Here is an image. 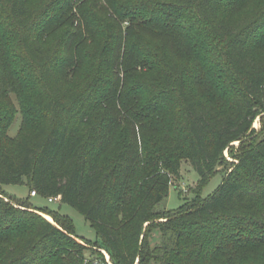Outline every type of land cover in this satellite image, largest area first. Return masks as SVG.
<instances>
[{"label":"trees","instance_id":"trees-1","mask_svg":"<svg viewBox=\"0 0 264 264\" xmlns=\"http://www.w3.org/2000/svg\"><path fill=\"white\" fill-rule=\"evenodd\" d=\"M228 1L0 0V264H94L89 250L106 264H264V115L246 136L264 112V7L231 16ZM165 37L196 54L194 78ZM183 161L199 174L196 194L160 208ZM219 170L223 183L203 198ZM5 184L61 196L100 241L79 242L68 216Z\"/></svg>","mask_w":264,"mask_h":264},{"label":"rangeland","instance_id":"rangeland-1","mask_svg":"<svg viewBox=\"0 0 264 264\" xmlns=\"http://www.w3.org/2000/svg\"><path fill=\"white\" fill-rule=\"evenodd\" d=\"M235 6L243 8L242 11L237 12V13H241L245 11H250L255 8L264 7V0H229L228 3L224 6L227 11V14L231 16L236 15L237 13L230 9L231 7H235ZM76 11H77V8H74V12ZM74 24L76 26L78 24V20L75 21ZM63 29L64 28L59 29L54 34L53 39L58 40L63 33L62 31ZM200 34H201L200 32H197L195 29H193V30H190L189 37L190 39H192L193 36H197L198 39L201 40L200 37L202 36ZM165 38L166 40H163V44H165L166 48L171 51H174L173 47H175V49H178L176 51L181 53L180 55L177 52L178 53L177 56L183 59H186L188 63H190V68H191L190 73H191L192 78H194V75H197V71L200 67V64H199L200 60L198 61V59L196 58V54L192 53L190 49L187 48L186 45L182 46V45H179L178 42L175 43L174 41H172L171 38H168V37H165ZM96 42H97V39L88 42L84 46V49L86 47L95 46ZM210 60H211L210 65L216 68V65H213L214 60L212 58H210ZM91 61L92 59L85 60V63L87 65L81 68L80 72L78 73V79H81V77L84 75V72L86 70L85 67L88 66L91 63ZM33 74H34V69L29 67L27 69L26 75L30 76ZM111 75L104 73L103 74L104 79L100 85L101 86H105V85L111 86V82L109 83L110 81L109 77ZM22 77L24 78L23 75ZM38 88L39 87L35 83L29 86V89H31V91H34V92H36ZM10 99H11L10 102L12 103L15 109V113L12 118L11 124L7 128V134L10 137H15L17 136L21 128L22 114H21V107L17 100L16 94L12 93L10 96ZM8 112L9 113H7L6 115L9 117L11 115L10 109L8 110ZM262 115H264V112L256 118L252 129L246 135L247 137L254 136L255 131L253 130H256L257 132L261 131L262 125H263ZM241 144L242 143L240 141H236L231 145V147H228L226 149L225 155H226L227 161L225 163L226 166L221 168L222 170L230 171L232 169L233 163H235L237 160L236 155L240 152ZM222 170H219L218 172L213 174L211 178L209 179V181L202 186L200 190V194L203 198H207L208 196H210L223 183L226 173ZM198 183H199V174L197 173V171L193 168L192 164L189 161H183L181 165V173L177 176H173L169 194L167 198L159 204V207L166 208L169 210L178 209L180 206H182L185 203L187 199H192L195 196L196 194L195 189H197ZM2 189L11 197H14L19 200H29L28 204L31 203L32 206L36 208L47 209L49 211L58 212L62 215L68 216L74 224L76 238L79 240V242L81 241V243L83 244L86 243L84 239H88L91 241H100V238L95 228L90 224V222L85 218V216L71 204L63 202L61 198L59 199L57 198L55 200L50 201L48 197L42 196L40 194L33 196L31 193L32 192L31 188L26 184H5V185H2ZM44 217L47 218L48 220L52 219V221L51 220L50 221L56 224L52 215L45 214ZM164 220L166 219L164 218ZM148 225H149V222L146 223V226ZM156 236H157V233L155 237ZM97 250L104 254L105 260L107 262L112 263L110 255L108 254L107 251L100 249V248H98ZM88 255L94 261V264H106L104 260H102V256L100 254L95 253L92 250L91 251L89 250Z\"/></svg>","mask_w":264,"mask_h":264},{"label":"built area","instance_id":"built-area-1","mask_svg":"<svg viewBox=\"0 0 264 264\" xmlns=\"http://www.w3.org/2000/svg\"><path fill=\"white\" fill-rule=\"evenodd\" d=\"M31 193H32L33 196L37 195L36 191H32ZM57 198L59 199V198H61V196L56 197V198H50L49 200L52 201V200H55Z\"/></svg>","mask_w":264,"mask_h":264},{"label":"water","instance_id":"water-1","mask_svg":"<svg viewBox=\"0 0 264 264\" xmlns=\"http://www.w3.org/2000/svg\"><path fill=\"white\" fill-rule=\"evenodd\" d=\"M57 225V224H56ZM81 242V241H80Z\"/></svg>","mask_w":264,"mask_h":264}]
</instances>
